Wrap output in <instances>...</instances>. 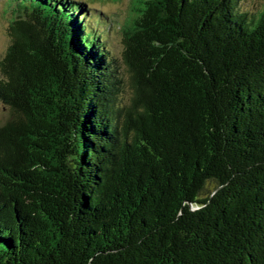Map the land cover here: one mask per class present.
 <instances>
[{
	"label": "trees",
	"instance_id": "16d2710c",
	"mask_svg": "<svg viewBox=\"0 0 264 264\" xmlns=\"http://www.w3.org/2000/svg\"><path fill=\"white\" fill-rule=\"evenodd\" d=\"M10 0L0 264H264V9Z\"/></svg>",
	"mask_w": 264,
	"mask_h": 264
},
{
	"label": "rangeland",
	"instance_id": "374dc122",
	"mask_svg": "<svg viewBox=\"0 0 264 264\" xmlns=\"http://www.w3.org/2000/svg\"><path fill=\"white\" fill-rule=\"evenodd\" d=\"M10 0H0V63L6 56L12 44L11 26L14 20V12ZM93 8L103 14L104 19L112 21V28L108 37V46L111 52L120 59L124 49L123 26L127 22L133 10V0H104L100 3H90ZM243 9L258 14L264 9V0H246ZM2 78L0 68V80ZM8 110L0 104V122L7 119Z\"/></svg>",
	"mask_w": 264,
	"mask_h": 264
}]
</instances>
